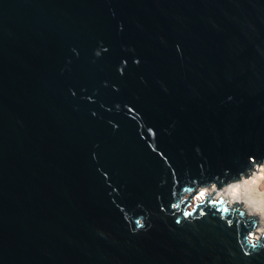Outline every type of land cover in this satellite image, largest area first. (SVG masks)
I'll list each match as a JSON object with an SVG mask.
<instances>
[{
    "label": "water",
    "instance_id": "obj_1",
    "mask_svg": "<svg viewBox=\"0 0 264 264\" xmlns=\"http://www.w3.org/2000/svg\"><path fill=\"white\" fill-rule=\"evenodd\" d=\"M263 162L264 0H0V264H264Z\"/></svg>",
    "mask_w": 264,
    "mask_h": 264
},
{
    "label": "bare ground",
    "instance_id": "obj_2",
    "mask_svg": "<svg viewBox=\"0 0 264 264\" xmlns=\"http://www.w3.org/2000/svg\"><path fill=\"white\" fill-rule=\"evenodd\" d=\"M206 194H213L214 198L225 197L230 203H240L248 214L256 216L258 220L259 224L252 237L259 238L264 232V164L250 176L230 182L222 189L215 186L200 188L195 201H202Z\"/></svg>",
    "mask_w": 264,
    "mask_h": 264
},
{
    "label": "built area",
    "instance_id": "obj_3",
    "mask_svg": "<svg viewBox=\"0 0 264 264\" xmlns=\"http://www.w3.org/2000/svg\"><path fill=\"white\" fill-rule=\"evenodd\" d=\"M252 159V158H251ZM264 164V162L263 163H260L259 165H257L256 163L254 164V169L251 171V173H253L256 169H257V167H261L262 165ZM250 175V174H249ZM248 175V176H249ZM243 178V177H242ZM250 236H252V234H250Z\"/></svg>",
    "mask_w": 264,
    "mask_h": 264
},
{
    "label": "rangeland",
    "instance_id": "obj_4",
    "mask_svg": "<svg viewBox=\"0 0 264 264\" xmlns=\"http://www.w3.org/2000/svg\"><path fill=\"white\" fill-rule=\"evenodd\" d=\"M195 200H193V202H194Z\"/></svg>",
    "mask_w": 264,
    "mask_h": 264
}]
</instances>
